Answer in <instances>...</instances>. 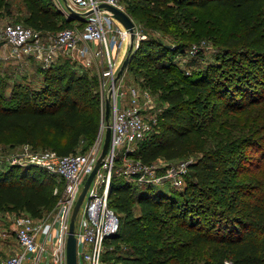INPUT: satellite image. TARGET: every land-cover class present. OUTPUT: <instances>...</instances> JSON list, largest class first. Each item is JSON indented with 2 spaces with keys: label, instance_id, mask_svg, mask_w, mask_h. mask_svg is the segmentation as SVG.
Masks as SVG:
<instances>
[{
  "label": "trees",
  "instance_id": "1",
  "mask_svg": "<svg viewBox=\"0 0 264 264\" xmlns=\"http://www.w3.org/2000/svg\"><path fill=\"white\" fill-rule=\"evenodd\" d=\"M22 1L28 11L22 20L13 17L10 9L0 14L53 32L74 26L68 23L69 19H59L60 12L51 0ZM126 1L128 13L145 22L148 30L159 29L176 38L173 45L155 37L142 39L131 52L126 69L141 79L143 87L158 91L168 103L158 116L155 130L139 142L134 155L144 163H152L159 158L175 161L192 151H201L190 162L186 186L191 176L194 195L206 189L223 195L228 200L227 208L234 212H222L217 217L213 213L202 220L195 213L197 202L189 190L185 189L181 198L158 191L154 185L135 186L124 176L115 175L109 200L121 222L118 232L107 239L109 249L105 260L116 264H165L182 256L188 244L209 241L220 247L216 246L202 264H227V261L264 264V197H255L258 188L240 179L243 153L236 154L237 149L246 152L251 148V141L231 139L215 149L202 150L205 140L198 122V119H216L264 102V0ZM3 4L9 5L0 0V5ZM210 8L230 15L240 32L235 30L236 37H226L219 44L228 53L227 59L218 60L222 64L220 71L212 66L204 73H186L172 54H188L197 45L193 55H200L201 40L207 37L198 38L195 14ZM145 12H148L146 16ZM212 40L214 44L219 43L217 39ZM65 59L61 57L48 69L38 65L47 80L51 78L50 71L58 72L52 76L58 87L48 84L40 91H33L17 83L10 97L0 90V143L14 140L16 144H28L37 150L55 149L61 154H71L78 152L83 138L91 140L98 134L99 95L81 91V79L76 77V71L62 69ZM87 73V78L95 79L96 76L90 77ZM43 173L54 177L37 166L0 168V213L9 209L11 213L26 211L39 217L45 209L54 207L57 198L53 195V179L42 178ZM135 204L140 207L139 215L135 213ZM164 205L178 209L179 225L174 231L178 240L169 227L160 225L166 219L157 208ZM203 221L208 226L207 233L202 232ZM180 224L188 229L184 230ZM179 240L183 243H178ZM130 245V251L124 252L123 248Z\"/></svg>",
  "mask_w": 264,
  "mask_h": 264
},
{
  "label": "built area",
  "instance_id": "2",
  "mask_svg": "<svg viewBox=\"0 0 264 264\" xmlns=\"http://www.w3.org/2000/svg\"><path fill=\"white\" fill-rule=\"evenodd\" d=\"M64 2L68 11L78 15L79 23L58 32L37 29L0 14V62H36L48 69L61 57H71L84 69L97 71L102 99L105 105L108 99L111 101L112 114L109 123L104 121L102 124L100 143L87 152L61 154L55 149L37 150L25 144L1 160L6 165L40 167L63 184L61 190L56 188L54 191L58 196L49 214L39 217L26 211L9 214L17 249L3 264H67L72 214L100 157L108 126L112 128L111 147L101 160L75 218L78 264H116L105 260L109 249L107 239L118 232L121 222L109 200L115 175L124 176L136 185L169 183L184 188L192 162L174 164L159 158L144 163L134 155L139 142L155 130L158 115L148 111L154 101L150 89L135 84L124 85L121 78L116 79L121 63L113 51L121 48L125 40L130 44L132 33L124 25H118L115 20H119L101 4L106 2L126 11L124 0ZM134 34L135 46H138L145 36L137 25ZM196 51L197 45L189 49L192 55ZM164 160L165 164L162 163Z\"/></svg>",
  "mask_w": 264,
  "mask_h": 264
},
{
  "label": "rangeland",
  "instance_id": "3",
  "mask_svg": "<svg viewBox=\"0 0 264 264\" xmlns=\"http://www.w3.org/2000/svg\"><path fill=\"white\" fill-rule=\"evenodd\" d=\"M5 2H8L9 5H0V11H7L10 9L12 12L11 14L13 17L21 19L27 15L28 11L26 6L24 5L22 0H4ZM53 4L56 6L58 11L60 12V20L63 19H69L71 25H75L79 23V17L76 13L70 12L67 9V6L64 2V0H51ZM125 3V2H124ZM126 11L128 13V2L125 3ZM146 13H144V16H146ZM129 14V13H128ZM130 15V14H129ZM197 21H195V28L197 30V36L198 38L206 36L207 38H204L201 40L200 45V55H192L190 53H186L184 55L179 54H172V57H174L179 63L180 67L186 72H197L198 73H204L207 69H210L212 66L216 69V71H220L222 69L221 62L218 61L219 58H226L228 56V53H226L224 48L219 45L221 41L229 36H237V33H235V30L238 28L233 25V21L226 12L219 10V9H213L210 8L207 11L201 12L198 11L196 14ZM132 19L136 23V25L141 30L142 34L145 36L144 39H149L150 37H155L157 39L162 40L163 42L167 44L175 43V39L172 35L166 34L163 31L159 29H153L148 30L146 28V23L141 22L137 17L132 16ZM157 17H160L158 15H155ZM77 20V21H75ZM115 22L120 25L121 27H124L122 23L115 20ZM82 23V22H81ZM236 28V29H235ZM240 32V29H238V33ZM210 37V38H208ZM219 43L214 44L212 41L213 38ZM212 38V39H211ZM136 45V40H135ZM134 45L133 51L137 46ZM129 43L127 40L124 41L123 46L121 48H116L113 51V55L117 58L118 62L120 64V68L126 59L127 55L129 54ZM171 55V54H170ZM168 57H165L167 59ZM63 63V64H62ZM61 64L63 65L62 69H72L76 71V77L78 79H81L80 83L82 85L81 91L88 90L87 93H98L99 103L97 105L96 113L99 118V124L100 129L98 131V134L91 140H88L87 138H83L79 146L77 147L78 152H87L93 147H95L96 143H100V140L102 138L101 134V127L104 121L106 120V105L104 100L102 99L101 94V85H100V79L99 75L96 70H87L82 68V65L79 64L78 61L71 59V57H66L65 60H63ZM91 74L90 77H95V79L87 78L88 73ZM130 72V71H129ZM58 72L53 70L50 71L49 75L51 78L49 80L46 79L45 73L41 71V69L38 67V64L31 63V64H21L17 62H0V90L6 95V97H10L11 91L14 88V86L17 83H22L25 88H30L31 90L40 91L43 89L46 85L49 84V87H58V82L56 80L52 79L53 75H56ZM84 76H82V74ZM82 76V77H81ZM141 79H136L134 75L131 73L128 76H124L122 81L123 84L129 85V84H135V85H141L140 83ZM152 95L154 97L153 106L152 108H149L148 111L152 114H157L158 116L161 114V111L165 109V107L168 105L167 102L163 101L161 98V95L158 91L153 90L151 91ZM198 122L200 124L201 130L204 135V146L202 150H208V149H215L216 147H219L220 145H224L225 143H229L231 139H236V141H241V139H250L251 141V148L246 149V152L241 148L237 149L236 154L243 153L242 160L240 162L243 165V169L241 171L242 174L240 176L241 180H246L247 182L250 181V186L255 185L258 190L254 192L255 197H264V102L255 104L247 108L246 110L239 111V112H232V113H225L221 117L216 119H198ZM107 130V128H106ZM101 134V135H100ZM106 135V132H105ZM14 140H7L0 143V168L6 166L5 162H2V159L7 158L12 153H14L16 150H20L22 146L20 144L12 145ZM105 138L103 141V147H104ZM237 143V142H234ZM50 147V146H49ZM103 151V149H102ZM101 151V153H102ZM100 153V155H101ZM201 151L195 150L192 151L184 156L182 158L170 161L171 163L177 164L183 161H194L197 159V156L201 155ZM162 163H166L164 160ZM42 171L41 169H39ZM38 170V171H39ZM239 172V171H238ZM52 175V174H51ZM48 177L53 179V195L55 198H57L58 194H56L54 191L56 188L61 190L63 187L62 182L54 175V177H50V175H46V173H43V177ZM250 178V179H248ZM191 176H188L187 178V186L184 188H176L171 186V184H163V185H154L158 191H166L167 194H171L173 196H180L182 198V192L187 189L189 190V195L193 196L196 199L197 205L195 207V213H197V216L201 217L202 220L204 218H208L211 215L220 216L223 213H233V211L229 210L227 208V198L223 195L214 193L210 190L204 191L200 190V194L194 195L192 190V186L190 183ZM136 186V184H134ZM141 186V185H139ZM252 187V186H251ZM135 213L137 215L140 214V207L135 204ZM52 208L45 209L44 214H49L52 211ZM167 209V210H166ZM214 210V211H213ZM177 208H174L173 206L167 208L165 205L160 206L157 208L158 213H164L165 214V221L161 220L162 223L160 225L169 227L170 233L173 234V237L178 240V238L174 231L176 227L179 225V220L177 218ZM194 211V210H193ZM220 211L219 214H217ZM9 214H12L9 209L6 211L0 213V230L7 228L9 232V238L8 243L9 245L0 246V264H3L10 252L15 248L14 247V234L12 233V230L10 228V217ZM159 219V218H158ZM160 221V220H159ZM184 230L188 229L184 226V224H180ZM202 225H204L202 232L207 233L208 232V226L203 221ZM147 229L149 226H145ZM159 227V226H157ZM142 233H145V230H143ZM209 233L211 231L209 230ZM11 236V237H10ZM181 240L177 241L178 243ZM220 247L219 244L215 242H200L198 244H188L186 252L180 256V257H174L173 259L167 260L165 264H183L184 261L187 262V264H202L207 258H209L212 251L215 250V247ZM130 246L124 247V252L130 251Z\"/></svg>",
  "mask_w": 264,
  "mask_h": 264
},
{
  "label": "water",
  "instance_id": "4",
  "mask_svg": "<svg viewBox=\"0 0 264 264\" xmlns=\"http://www.w3.org/2000/svg\"><path fill=\"white\" fill-rule=\"evenodd\" d=\"M101 7H104L111 11L114 15L115 18H117L132 34H131V40H130V46H129V54L127 55L126 59L124 60L121 68L119 69L117 73L116 79H120L121 76L124 74L128 63L130 61V55L131 52L133 51L134 45H135V34L134 30L136 28V23L132 19V17L124 10L111 5L109 3H102ZM112 114V104L111 101L108 99L106 103V120L107 123H109L110 118ZM111 142H112V128L110 126L107 127L106 130V135H105V142H104V147L103 151L92 171V173L89 175L87 181L85 182L84 188L80 194V197L75 205L73 214H72V220L70 224V234L68 237V243H67V264H78V257H77V239L75 236V218L78 214V211L80 210V207L82 206L85 196L87 194L88 188L90 187L91 182L93 181L96 173L98 172L100 166H101V160L104 158L106 155L108 149L111 147Z\"/></svg>",
  "mask_w": 264,
  "mask_h": 264
},
{
  "label": "crops",
  "instance_id": "5",
  "mask_svg": "<svg viewBox=\"0 0 264 264\" xmlns=\"http://www.w3.org/2000/svg\"><path fill=\"white\" fill-rule=\"evenodd\" d=\"M129 43V42H128ZM94 46L97 45V43H93ZM130 45V44H129ZM123 46V45H122ZM129 74H131V72H129L127 69L125 70L124 74L121 76V79H123L124 76H128ZM0 246H4V245H9L7 244L8 243V238H9V232H8V229L5 228L4 229H1L0 230ZM11 237V236H10ZM14 240H15V243H14V249L12 250V252L17 249V241L15 239V236H14ZM10 252V254L12 253Z\"/></svg>",
  "mask_w": 264,
  "mask_h": 264
}]
</instances>
